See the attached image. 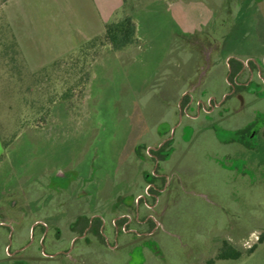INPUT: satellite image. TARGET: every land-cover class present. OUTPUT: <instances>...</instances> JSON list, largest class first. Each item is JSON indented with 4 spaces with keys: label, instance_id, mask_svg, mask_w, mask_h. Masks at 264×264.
Listing matches in <instances>:
<instances>
[{
    "label": "rangeland",
    "instance_id": "rangeland-1",
    "mask_svg": "<svg viewBox=\"0 0 264 264\" xmlns=\"http://www.w3.org/2000/svg\"><path fill=\"white\" fill-rule=\"evenodd\" d=\"M137 1L146 5L134 15L136 42L104 52L84 90L69 96L74 102L47 103L60 94L58 84L52 92L51 81L38 76L20 86L7 80L8 66L0 62V137L8 144L4 149L0 139V186L17 188L24 201L41 195L38 183L53 191L78 179L97 181L104 197L150 194L142 175L154 169L151 147L160 141L159 129L175 139L165 148L163 191L156 207H140L141 216L156 217V226L147 221L151 234H131L130 246L104 253L105 262L203 264L227 241L242 256L215 264H264V242H258L264 234V127L254 134L264 120V90L259 96L238 91L240 102L250 104L223 122L189 120L177 106L189 92L198 97L200 90L226 89L227 59L206 52L219 45L239 57L264 52V0ZM69 167L63 177L55 175ZM7 255L0 245V264H26Z\"/></svg>",
    "mask_w": 264,
    "mask_h": 264
},
{
    "label": "flooded vegetation",
    "instance_id": "flooded-vegetation-1",
    "mask_svg": "<svg viewBox=\"0 0 264 264\" xmlns=\"http://www.w3.org/2000/svg\"><path fill=\"white\" fill-rule=\"evenodd\" d=\"M206 44L203 43V46L208 49ZM215 51H208L205 55L215 53L219 58L227 59V74L224 78L227 87L223 93L200 90L198 97L194 92L184 93L183 97L186 94V99L178 101V113L189 120L214 117L223 122L250 104L240 102L244 101V96L237 94L238 91L259 96L264 90V52L257 57H239L227 54L221 45ZM244 74L247 75L245 80ZM182 103L185 104L181 110ZM263 127L264 120L256 126L254 134ZM158 133L160 141L155 148L151 147L154 169L149 174L142 175L152 192L150 194L145 190L143 195H138L135 199L130 195L104 197L98 195L97 181L96 184L95 180L81 184L78 179L69 180L64 188L59 187L53 191L43 189L38 183L37 190L41 191V195L33 193L26 197L28 201H24L23 196L17 194V188L0 186V245L6 247L8 255L5 259L26 264H35L39 260L44 264H107L104 253L116 254L120 249L129 247L131 234H151V229L147 232L146 223L153 222L156 226V217L145 214L141 216V213L149 207H156L160 201L165 176L162 162L167 158L166 153L168 155L165 148L175 140L170 133L166 138L163 137L165 131L158 129ZM64 170L55 172V175L63 177L71 168ZM82 176L89 177L86 174ZM73 186L77 187L78 192L66 196ZM80 193L85 195L79 196ZM149 197H153L150 206L146 203ZM19 199L24 202L16 206ZM141 206L145 209L140 208ZM8 243L15 245L13 252H10ZM26 252H29L27 256H20Z\"/></svg>",
    "mask_w": 264,
    "mask_h": 264
},
{
    "label": "crops",
    "instance_id": "crops-1",
    "mask_svg": "<svg viewBox=\"0 0 264 264\" xmlns=\"http://www.w3.org/2000/svg\"><path fill=\"white\" fill-rule=\"evenodd\" d=\"M121 5L122 0H7L1 10L28 70L37 73L102 34Z\"/></svg>",
    "mask_w": 264,
    "mask_h": 264
},
{
    "label": "trees",
    "instance_id": "trees-1",
    "mask_svg": "<svg viewBox=\"0 0 264 264\" xmlns=\"http://www.w3.org/2000/svg\"><path fill=\"white\" fill-rule=\"evenodd\" d=\"M6 1L0 0V62L2 61L3 65L8 66L4 76L9 77L7 80L14 79L15 83L20 86L27 85L31 78L40 76L51 81L53 84L51 87L52 92L55 91L58 84L57 91H60V94L52 93L46 100L47 103H55L61 99L71 103L73 99L71 100L69 96L73 93L76 96V93L84 90L88 83L90 67L104 52L118 51L134 44L137 39L135 36L134 15L146 5L141 1L122 0L120 9L105 24L102 34L90 39L77 47L72 53L60 58L37 73H31L1 10V6ZM26 85L24 90L28 88ZM56 96L59 98L55 99ZM76 100L74 98V101ZM2 146L6 149L8 144L2 140ZM165 156H167V153ZM1 158L2 156H0ZM258 242H264V234L260 235ZM241 256L240 251L234 249L227 241H223L216 255L207 259L203 264H215L217 260H237Z\"/></svg>",
    "mask_w": 264,
    "mask_h": 264
}]
</instances>
